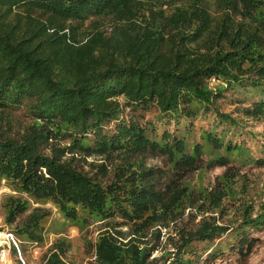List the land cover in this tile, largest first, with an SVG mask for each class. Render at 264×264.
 <instances>
[{
	"label": "trees",
	"instance_id": "1",
	"mask_svg": "<svg viewBox=\"0 0 264 264\" xmlns=\"http://www.w3.org/2000/svg\"><path fill=\"white\" fill-rule=\"evenodd\" d=\"M251 120L264 126V0H0V180L20 244L42 241L31 204L48 199L80 230L100 223L94 264H198L223 235L248 253L264 202L223 221L242 169L264 168ZM201 164L226 169L190 188ZM69 246L40 264H70Z\"/></svg>",
	"mask_w": 264,
	"mask_h": 264
},
{
	"label": "rangeland",
	"instance_id": "2",
	"mask_svg": "<svg viewBox=\"0 0 264 264\" xmlns=\"http://www.w3.org/2000/svg\"><path fill=\"white\" fill-rule=\"evenodd\" d=\"M217 84L215 80L209 82L210 86ZM21 121H24L20 114H15ZM256 131L261 132L264 129L254 120L248 121ZM94 160L100 162L99 156L92 155L86 159L87 162ZM81 162V161H78ZM145 162L147 165L159 167L162 173H167L169 168L168 162L164 157L156 154V156H146ZM89 164H84L88 169ZM226 166L216 165H199L196 169L188 171L183 177V182L188 186L194 188H205L213 186L217 178L225 171ZM94 170V169H93ZM242 172L245 177L236 181L234 188L239 191L237 199L226 202L228 215L224 217L226 223H231L235 220L238 204L241 201L251 202L254 200V206L257 209L260 202H264V168L252 167V169L243 168ZM180 174L171 173L168 177L179 176ZM166 177L161 178L164 182ZM15 190L9 185L6 180H0V232L5 233L4 242L0 247V264H40L50 248L51 244L59 239L65 237L70 244L68 250L64 253V258L70 264H94V240L98 231L99 222H94L80 230L78 227L68 222L63 214L59 212L52 201L46 200L43 202H32L31 207L40 206L47 211L48 215L42 223L43 237L40 242H30L22 240L21 244L15 237L13 229L15 225L22 220L21 216L15 220L13 224H7L3 210L4 197L14 195ZM234 207V208H233ZM233 208V209H232ZM236 209V211H235ZM235 212V213H234ZM199 218V217H198ZM249 237L256 238L251 250L245 253L242 251H235L227 247V243L233 244L237 241L234 237L227 238L223 235L216 239L212 244L198 243L197 248L200 252V259L198 264H264V229L256 230L249 233ZM237 245V244H236ZM12 246L16 247L17 253L12 252ZM215 249L213 253L209 254L210 249Z\"/></svg>",
	"mask_w": 264,
	"mask_h": 264
},
{
	"label": "bare ground",
	"instance_id": "3",
	"mask_svg": "<svg viewBox=\"0 0 264 264\" xmlns=\"http://www.w3.org/2000/svg\"><path fill=\"white\" fill-rule=\"evenodd\" d=\"M5 233L4 232H0V247H1V244L4 242V238H5Z\"/></svg>",
	"mask_w": 264,
	"mask_h": 264
}]
</instances>
